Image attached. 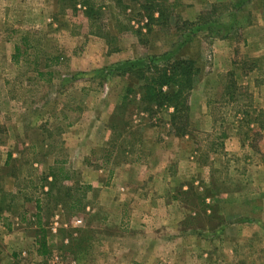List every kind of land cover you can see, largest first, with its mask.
<instances>
[{
	"label": "rangeland",
	"instance_id": "rangeland-1",
	"mask_svg": "<svg viewBox=\"0 0 264 264\" xmlns=\"http://www.w3.org/2000/svg\"><path fill=\"white\" fill-rule=\"evenodd\" d=\"M87 1L97 13L90 18L68 0H0V218L9 234L26 237L23 245L34 233L40 244L53 236L37 257L25 251L11 264H144L147 249L160 255L148 264H195V256L199 264H264V109L255 103L264 93V55L248 58L242 47L249 36L264 39V0H167L169 20L150 24L151 31L136 3ZM211 6L214 18L202 14ZM198 16L206 27L210 16L225 27L183 42L197 27L182 22ZM259 44L264 40L255 47L261 50ZM185 59L199 71L186 100L193 126L188 115L171 119V108L145 98L166 63ZM127 61L145 65L134 71ZM96 115L105 129L93 126ZM78 122H86L80 134L91 142L101 138L85 161L73 144L78 131L64 130ZM145 164L158 173L181 171L189 183L184 211L167 203V235L153 243L145 230L140 241L129 235L142 228L129 226L128 217H140V226L154 221L147 202L132 203L127 216L109 211L108 195L94 188L79 203L82 173L113 190L108 169L128 166L139 177Z\"/></svg>",
	"mask_w": 264,
	"mask_h": 264
},
{
	"label": "crops",
	"instance_id": "crops-1",
	"mask_svg": "<svg viewBox=\"0 0 264 264\" xmlns=\"http://www.w3.org/2000/svg\"><path fill=\"white\" fill-rule=\"evenodd\" d=\"M249 26H247L248 28ZM251 27V26H250ZM244 28V27H243ZM260 40H264L263 38H260L259 36H249V38H245V40L242 43V47L243 50L245 49L248 58H258L261 55H264V45L259 44L258 47L259 49L261 48V50L256 49V45L258 44V41ZM263 43V42H262ZM248 49H250V52H247ZM258 102V106L260 108L264 109V93L262 94V96L259 98L258 96L255 97V103ZM110 107V106H109ZM192 108V107H191ZM188 116L190 117L189 119V125L193 126L192 123V115L190 112V108H189V114ZM202 118V117H201ZM106 120H104L103 118L97 117V115L95 116L94 120H93V126L96 128H101V129H105L106 128ZM86 122H78L77 124H73V125H67L65 127V131H74L77 130L78 131V135H77V139L76 137H74L73 140V144L74 143H78V161H85L86 155L93 153V151H96V149H91V148H95L96 146H98V143L101 142V138L100 136L95 137L96 140H94L93 142H91L90 140L92 139V135L86 136L85 132L83 134H80V131L82 129H86L88 127H86V125H84ZM91 127V126H90ZM207 128V127H206ZM98 133V132H97ZM103 142H105V139H103ZM66 143L69 144V141H67ZM89 145V147L86 149L84 146L85 145ZM102 144V143H101ZM105 147V145H104ZM157 159V157H156ZM87 160V159H86ZM56 163V161H53ZM145 171H143L139 177H137V175H134L131 171V169H128V166H122L119 169H113V170H107L106 174L108 176V181L111 183V181L114 180V178L117 180L116 181V187L112 190V189H108L107 185L108 183L105 182V184L103 185L100 182H94L93 181H87L86 176H85V172L82 173L83 178H85L83 180V183L81 181V183H79L78 186V190L79 192L82 193V199L81 202L79 203H83L84 199L86 197V190H94V188H97V194L104 193L105 195L107 194L108 196L103 198L104 200V204L105 207L108 208V210L110 211H127V216H131V214H129V210L132 208V203H136V202H140L137 203L136 205L138 207H142L141 203H148L147 205L149 206V208L151 207V209H153V213L156 212V216L155 217H151V220L153 222H150V219L148 221H144L146 222V226H140L141 221L140 217L139 219H131L130 217H128V219L130 220L129 222V226H134V228H138L140 229V227L142 228V230H138V234L136 235L132 230L129 229V235L134 234L135 236H131L130 239H132L134 242L136 241H140V237L145 236V233L150 235L151 234V242L153 243V240H157V241H162L165 240L166 234V230L162 229L163 228V216H164V212L163 209L166 208L167 203L171 202V201H176L177 203H179L178 206V210L180 211H184L183 207H182V202L180 200V198L182 197L181 195L186 193L189 189V186L187 183V179H185V177L183 176L182 172L179 171L175 174H168L167 169H163L161 173L158 172H153L150 170L149 164H145ZM115 171L117 173H115ZM135 174H138V171L134 172ZM160 174H162V176H160ZM53 177V176H51ZM163 177V179H165V182L163 183V185H158V180H161ZM180 178H183V180L186 181H182L180 180ZM131 181H136V187L132 189V191L129 190V183ZM197 184V183H195ZM88 185V186H85ZM161 186L162 189L160 192H157V194H154V189L155 188H160ZM111 192L112 194L108 193ZM163 195V196H162ZM96 198L98 200H101V198H98L96 196ZM132 198V199H130ZM80 200V199H79ZM83 208L86 209V206H84L83 204ZM177 208L176 206H174V209ZM207 211V210H206ZM155 215V214H154ZM110 217H112V215H110ZM117 217V215H116ZM106 218V215H105ZM104 218V219H105ZM184 217L181 216V219L179 221H176V225L179 227L180 225H182V221H183ZM105 223V222H103ZM248 223L252 224L254 223L255 225L259 226L261 223L257 220H254L252 223L251 221H249ZM150 224H152L155 229L152 230L150 228ZM240 224V223H237ZM253 225V224H252ZM37 228L40 229V224L39 221L36 224ZM128 226V224H127ZM183 226V225H182ZM224 229V228H223ZM143 230H145V233L143 232ZM179 230H182L179 228ZM142 234V236H139V234ZM180 236H183V234L179 233ZM39 235V234H38ZM19 236V237H18ZM48 236L50 238H52V234H48ZM46 237V239L43 240V243L40 244L39 242V238H37V234L34 233L33 236H29V244L26 243L25 245H23L24 241L23 239H26V237H24V235H15L13 234V236L11 234H9L8 231L5 230V226L4 223H2V218H0V264H5V262H7V264H11L12 260H14L15 257H18L19 254H21L22 256L25 255V251H28L30 254V256H36L38 254H40L41 249L46 246L47 248H49V237ZM198 235H195L193 237H197ZM11 237V238H10ZM223 238V237H222ZM150 239H148L149 241ZM26 241V240H25ZM114 241V240H111ZM45 242V244H44ZM28 244L29 248L26 247ZM42 247V248H41ZM17 250L18 253H15ZM49 250V249H48ZM33 253V254H32ZM159 255V254H158ZM158 255L155 254V250L152 249H147L145 251V256L147 261L144 262V264H148L150 261L152 262H156L155 260H157L156 258H158ZM160 256V255H159ZM205 257H207V254L204 255ZM7 258V260H6ZM201 261L198 260V256H195L194 259V263L195 264H199ZM134 264V263H131Z\"/></svg>",
	"mask_w": 264,
	"mask_h": 264
},
{
	"label": "trees",
	"instance_id": "trees-1",
	"mask_svg": "<svg viewBox=\"0 0 264 264\" xmlns=\"http://www.w3.org/2000/svg\"><path fill=\"white\" fill-rule=\"evenodd\" d=\"M70 2V6L76 10L77 6H79V11L83 13L85 16L89 17L96 15V10L94 9V5H91L89 1L87 0H68ZM132 3H136L143 11V15H145V20L147 21V24L145 25L148 29V31H151L149 29V25H162L165 24L167 20H169V15L165 13L167 11L166 5L167 0H129ZM212 8V9H211ZM211 10L207 11L206 13H202L205 15H216V12L212 13L211 11L216 9L217 6H211ZM238 8V6H237ZM239 10V9H237ZM201 14V16H202ZM201 16L197 20H195V23L192 24L191 22H182V27H190L194 28L197 27L196 31L193 33V31H189V35L185 36V40L183 42H187L190 38L192 39L196 32H200L202 30H206V28H212L214 25L216 26V30L220 31L225 26L221 23L212 22L211 16L208 22V27H206V22H202ZM202 23L203 26H199ZM210 24L212 26H210ZM227 30L229 29V26H226ZM231 31V30H230ZM207 32H212L211 30H208ZM224 35L223 37H225ZM190 37V38H189ZM181 38V37H180ZM190 41V40H189ZM153 61L156 60L155 58H151ZM128 62V61H127ZM128 64L134 71L141 66L145 65L144 63L141 64L139 61H130ZM129 70V69H128ZM141 72V71H140ZM198 69L195 67V64L190 59L185 60H177L173 61L171 64H165L163 66V69H161L159 81L155 82V84L152 86H148L147 88V94L145 98L152 99L157 103L158 106L164 105L163 107H168L173 110L171 119L183 118L185 114V120L187 119L186 115H188V105L186 100L188 101L189 93L194 87L195 79L194 77H197L198 75ZM173 85L175 87V91L172 94H164L160 91L159 87L162 86H171ZM159 88V89H158ZM228 90V89H227ZM185 102V103H184ZM259 116L264 117V111L259 112ZM174 122V121H173ZM255 123V121H253ZM260 124V127L264 125V119L263 121H258ZM260 129V128H259ZM8 158H11V156ZM261 161L264 165V153L260 156Z\"/></svg>",
	"mask_w": 264,
	"mask_h": 264
}]
</instances>
